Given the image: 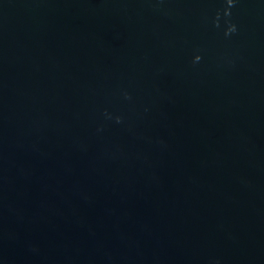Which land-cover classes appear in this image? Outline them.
<instances>
[{"label": "water", "instance_id": "1", "mask_svg": "<svg viewBox=\"0 0 264 264\" xmlns=\"http://www.w3.org/2000/svg\"><path fill=\"white\" fill-rule=\"evenodd\" d=\"M0 264H264V0H0Z\"/></svg>", "mask_w": 264, "mask_h": 264}]
</instances>
